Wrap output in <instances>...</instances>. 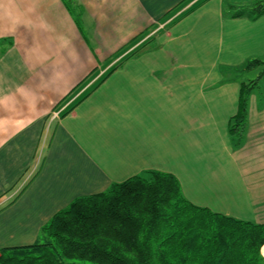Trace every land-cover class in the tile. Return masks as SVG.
Masks as SVG:
<instances>
[{"label": "crops", "instance_id": "1", "mask_svg": "<svg viewBox=\"0 0 264 264\" xmlns=\"http://www.w3.org/2000/svg\"><path fill=\"white\" fill-rule=\"evenodd\" d=\"M252 1L0 0V249L152 170L194 205L264 224V74L240 142L228 132L238 71L264 61V14H229Z\"/></svg>", "mask_w": 264, "mask_h": 264}, {"label": "trees", "instance_id": "2", "mask_svg": "<svg viewBox=\"0 0 264 264\" xmlns=\"http://www.w3.org/2000/svg\"><path fill=\"white\" fill-rule=\"evenodd\" d=\"M229 14L257 19L264 0L235 6ZM258 66L264 61L249 59L238 73ZM255 86L256 79L240 82L237 112L228 126L235 144ZM262 246L264 224L194 205L174 175L152 170L73 199L41 227L35 242L0 249V264H261Z\"/></svg>", "mask_w": 264, "mask_h": 264}, {"label": "rangeland", "instance_id": "3", "mask_svg": "<svg viewBox=\"0 0 264 264\" xmlns=\"http://www.w3.org/2000/svg\"><path fill=\"white\" fill-rule=\"evenodd\" d=\"M127 56V55H126ZM120 61H123V57H122V59H119L118 61H117V63H119ZM117 63L116 64H113V65H111L109 68H112L113 66H115V65H117ZM109 68H106V70L105 71H103V73L100 75V76H102V75H104L105 73H107L110 69ZM260 67L258 66V67H256V68H254V69H252V70H247V71H245V72H243L241 75V78H244L245 80H252V79H256V84L259 86L260 85V81H259V75H260V71H261V69L262 68H264V67H261L260 68V70H258ZM80 88V87H79ZM262 247H264V246H262ZM262 247L260 248V255H261V264H264V252H262ZM74 264H89V263H84V262H80V261H78V260H76L75 262H74Z\"/></svg>", "mask_w": 264, "mask_h": 264}, {"label": "bare ground", "instance_id": "4", "mask_svg": "<svg viewBox=\"0 0 264 264\" xmlns=\"http://www.w3.org/2000/svg\"><path fill=\"white\" fill-rule=\"evenodd\" d=\"M262 252H264V247H262Z\"/></svg>", "mask_w": 264, "mask_h": 264}]
</instances>
